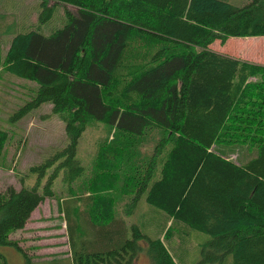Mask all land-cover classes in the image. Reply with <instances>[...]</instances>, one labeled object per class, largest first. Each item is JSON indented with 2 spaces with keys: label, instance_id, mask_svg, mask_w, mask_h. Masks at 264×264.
I'll use <instances>...</instances> for the list:
<instances>
[{
  "label": "trees",
  "instance_id": "trees-1",
  "mask_svg": "<svg viewBox=\"0 0 264 264\" xmlns=\"http://www.w3.org/2000/svg\"><path fill=\"white\" fill-rule=\"evenodd\" d=\"M59 4L76 9L65 26L14 34L7 50L0 43V67L40 86L18 116L50 103L66 123L69 144L53 161L65 158L58 169L71 166L76 181L57 208L71 264H137L141 252L177 264L172 246L190 230L211 238L203 263L264 264V64L211 49L264 37V0H41V20ZM94 121L114 138L98 143L88 169L77 153ZM153 132L154 148L140 149ZM9 139L0 127V167ZM239 141L255 151L245 162L215 150ZM54 197L51 183L0 191V248L30 264L11 235ZM142 201L164 213V238L131 221Z\"/></svg>",
  "mask_w": 264,
  "mask_h": 264
},
{
  "label": "rangeland",
  "instance_id": "rangeland-1",
  "mask_svg": "<svg viewBox=\"0 0 264 264\" xmlns=\"http://www.w3.org/2000/svg\"><path fill=\"white\" fill-rule=\"evenodd\" d=\"M41 0H0V43L8 49L14 34L34 30L48 37L56 30L63 28L68 22L67 13L76 12V9L65 4L57 5L51 20L43 22ZM212 50L243 59L246 61L264 64V37H239L230 38L226 44L216 41ZM36 82H31L8 73L0 67V127L9 132L10 139L7 144L4 163L0 167V191L8 187L20 190L22 187L32 188L39 183L41 189L51 183L55 197L41 204L31 217L25 230L16 231L11 239L18 241L19 247L28 252L30 264H71L68 254V238L64 227L61 228L60 216L57 208L62 205L61 197H66L70 186L71 166L59 168L65 158L53 161V157L69 144L66 134V123L61 114L53 112V106L47 103L40 108L28 112L24 116L18 113L26 106L39 90ZM30 90H33L32 92ZM246 129L239 130L240 133ZM249 134L256 131L249 129ZM247 133V132H246ZM114 138L113 130L106 124L94 121L83 134L77 157L82 165L88 169L92 166V158L98 143ZM161 135L153 132L140 143V149L154 148V143ZM226 157L236 161L245 162L254 155V149L249 143L223 142L215 147ZM47 166L36 171L31 167ZM76 181L73 187H76ZM140 202L131 221L142 227L143 231L156 238L161 234L164 238L163 227L164 213L149 204L143 207ZM155 212L158 214L155 218ZM161 213V214H160ZM147 215V219H145ZM146 223V224H145ZM151 224V225H150ZM180 228L175 231L178 236ZM211 238L203 233L190 230L184 238L182 248L172 252L177 264H199L203 260V246ZM174 240L173 242H176ZM171 239L165 238V243L170 245ZM0 253L5 256L8 264H28L25 256L14 246L0 248ZM64 259V261H62ZM68 261H65V260ZM229 256L224 264H233ZM137 264H150L146 252H141ZM202 264H218L216 262H202Z\"/></svg>",
  "mask_w": 264,
  "mask_h": 264
},
{
  "label": "crops",
  "instance_id": "crops-1",
  "mask_svg": "<svg viewBox=\"0 0 264 264\" xmlns=\"http://www.w3.org/2000/svg\"><path fill=\"white\" fill-rule=\"evenodd\" d=\"M37 210H38V209H37ZM37 210H36V211H37ZM34 213H35V212H34ZM34 213H33V214H34ZM32 216H33V215H32Z\"/></svg>",
  "mask_w": 264,
  "mask_h": 264
}]
</instances>
